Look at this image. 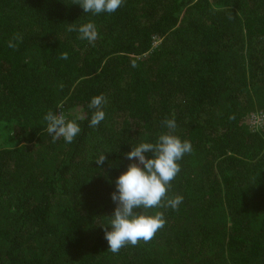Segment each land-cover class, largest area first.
<instances>
[{"label": "trees", "instance_id": "1", "mask_svg": "<svg viewBox=\"0 0 264 264\" xmlns=\"http://www.w3.org/2000/svg\"><path fill=\"white\" fill-rule=\"evenodd\" d=\"M90 21L94 45L67 31ZM50 109L79 123L72 143L52 142ZM165 118L193 147L168 192L183 202L147 210L165 227L114 254L115 181ZM3 131L0 264H264V0H125L98 15L77 0H0Z\"/></svg>", "mask_w": 264, "mask_h": 264}, {"label": "clouds", "instance_id": "2", "mask_svg": "<svg viewBox=\"0 0 264 264\" xmlns=\"http://www.w3.org/2000/svg\"><path fill=\"white\" fill-rule=\"evenodd\" d=\"M124 2L125 0H77L84 13L93 15L114 13ZM67 31H78L80 39L93 45L99 39L97 26L91 21L79 27L68 23ZM19 41H22V36L14 34L7 46L15 50ZM60 58L67 59V53H61ZM106 103L107 99L103 93L91 99L88 107L95 111L90 120V127L99 126L105 119L103 107ZM43 119L47 122V132L53 143L60 138L66 143H72L82 131L76 119L67 120L60 110L57 114L50 109ZM162 124L168 131L161 133L155 142L140 143L127 153L128 159L137 158L138 163L129 165L128 170L115 181L116 191L112 193L111 199L117 206L110 217L109 225L103 227L104 238L108 242L109 250L114 254L129 244L136 246L140 241H151L155 234L165 227L167 221L164 212L157 211L149 215L147 210H178L183 202V196L169 198L168 192L172 187L171 181L181 171L178 162L185 154H190L193 147L189 140H181L175 135L177 124L174 118H165ZM148 154H151V158ZM106 161L107 156L101 154L95 163L103 166Z\"/></svg>", "mask_w": 264, "mask_h": 264}, {"label": "rangeland", "instance_id": "3", "mask_svg": "<svg viewBox=\"0 0 264 264\" xmlns=\"http://www.w3.org/2000/svg\"><path fill=\"white\" fill-rule=\"evenodd\" d=\"M66 116V115H65ZM258 116H253L251 118L250 124L251 126L255 127L254 129L256 130L258 127V123L256 122V118ZM0 135L3 137L4 141L8 143V145H14V141L11 139V136L8 134L7 131H3L0 133Z\"/></svg>", "mask_w": 264, "mask_h": 264}]
</instances>
